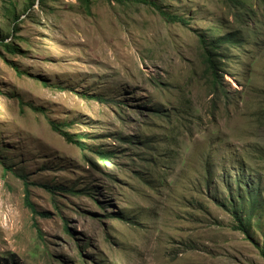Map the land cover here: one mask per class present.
Listing matches in <instances>:
<instances>
[{"label": "rangeland", "instance_id": "rangeland-1", "mask_svg": "<svg viewBox=\"0 0 264 264\" xmlns=\"http://www.w3.org/2000/svg\"><path fill=\"white\" fill-rule=\"evenodd\" d=\"M263 253L264 0H0V264Z\"/></svg>", "mask_w": 264, "mask_h": 264}, {"label": "trees", "instance_id": "trees-1", "mask_svg": "<svg viewBox=\"0 0 264 264\" xmlns=\"http://www.w3.org/2000/svg\"><path fill=\"white\" fill-rule=\"evenodd\" d=\"M110 1H121V0H110ZM140 2H147V0H138ZM90 2V0H82V3L84 4L85 7H87L88 3ZM216 42H219V43H222V42H227V43H235L236 44V41L231 39V36H225V37H222L220 38L219 40H217ZM217 48L216 45H213L210 47V49H208V55H207V64H208V67L209 69L211 70V72L213 74L216 75V63H215V58L217 56H215L213 54V49ZM51 127L53 129L54 132L58 133L60 136H62L69 144H72V145H75L77 147H79L80 149L82 150H85V145L84 144H81V142H79L78 140H75V138L73 137V135L69 134L68 132H66L62 127H59L58 125L52 123L51 124ZM102 156V155H101ZM48 190H50L48 188ZM25 204L27 206V208L32 212V214L36 215V216H39V217H42V218H45L47 216V214H40L37 212L36 208H35V205L32 204L31 200H30V192H29V186L27 183H25ZM238 208L235 207V212L233 213L234 214V218L235 220L237 221V228L238 230L242 231L243 233H247V228L249 227V225L247 223H249V221H247L246 219L247 218H244L243 215H241L239 212H238ZM240 215V216H239ZM249 220L251 218V215L248 216ZM247 235V234H246ZM263 257H264V253H263Z\"/></svg>", "mask_w": 264, "mask_h": 264}]
</instances>
